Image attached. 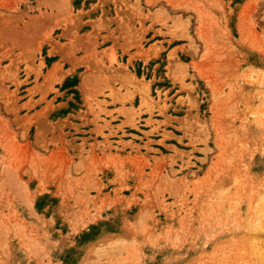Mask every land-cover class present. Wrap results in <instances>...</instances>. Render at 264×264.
<instances>
[{"label":"rangeland","instance_id":"374dc122","mask_svg":"<svg viewBox=\"0 0 264 264\" xmlns=\"http://www.w3.org/2000/svg\"><path fill=\"white\" fill-rule=\"evenodd\" d=\"M132 1L105 2L119 12L120 4L142 11V1L154 0ZM165 1L201 10L197 19L188 12L162 23L171 37H185L170 44H185L178 55L151 60L156 51L140 45L141 53L113 56L106 67L64 52L63 70L48 53L62 54L58 40L76 38L67 31H79V14L58 5L51 9L61 18L50 23L46 0H0V264H117L128 254L127 264H264V0H210L205 25L195 0ZM57 89L68 105L37 112ZM107 100L118 105L116 117ZM82 105H94L93 122L109 128L97 133L101 157L60 119L74 110L79 118ZM167 130L183 131L189 145L178 144L192 151L165 155ZM138 158V172L123 168ZM110 164L119 181L103 182ZM189 169L190 179L175 175ZM36 177L40 191L45 178L65 180L67 196L35 197Z\"/></svg>","mask_w":264,"mask_h":264},{"label":"crops","instance_id":"0c3cea01","mask_svg":"<svg viewBox=\"0 0 264 264\" xmlns=\"http://www.w3.org/2000/svg\"><path fill=\"white\" fill-rule=\"evenodd\" d=\"M47 3L51 6L49 9H46V13L49 15L50 19H48V22L58 21L61 16L59 13L55 11V6L60 5L61 9L62 6H65V9L67 12H72L73 15L79 14V16H76L75 21L78 23L80 22L79 31L77 33L71 32V28L68 29L67 33L70 36H76L75 39L69 40L67 37H64V39H59L58 43L62 45L60 49L63 50V53L61 54L58 51L53 52L52 54L48 53V56L51 55H58L57 61H55L53 64L62 65V69L66 70L67 66L66 63L68 61H65L62 57L64 52L74 54V57H82L85 60V63L87 64H97V65H104L106 67H109L110 63L114 65L113 56L117 60H119V57L121 55H130V54H136L141 53L142 50L139 49L140 45L143 46V49H154L156 51V55L151 58V60H154L162 55L163 52H167V60L170 54L173 52H176L178 55L179 52H182L183 49L186 48L184 43H177L174 46H170V44L176 42V40L185 39V37H171L167 31L163 28L164 26L162 23L171 22L173 18H176L178 16L184 17L188 12H191L192 16H194L195 19L199 18L201 10H195L194 7L191 5L192 10H183L179 9L177 6L168 5L165 0H154L152 3H146L145 1H142L141 7L142 11L138 8V6L134 4H120L118 6L117 12L114 8V6L111 5L109 2H105L106 0H71L70 3H63V0H46ZM113 1V0H110ZM131 3H134L132 0H130ZM195 3L197 7L204 9V15L201 18L202 24H207L208 21H210V15L207 14L208 11H210V0H195ZM72 10V11H71ZM62 11V10H61ZM62 12H60L61 14ZM169 17V18H168ZM143 19L144 24L141 25V20ZM203 25V26H204ZM84 28V29H83ZM55 30V27H53ZM70 36V37H71ZM71 37V38H72ZM198 39V38H197ZM200 40V39H198ZM47 45V43L43 44ZM203 48L204 45L202 44ZM146 51V50H145ZM143 52V54L145 53ZM45 63V58H43ZM140 60L138 58H134L132 60V63ZM82 64H79V66ZM77 66H72V70H75ZM85 69L87 66H83ZM71 72V71H70ZM69 72V73H70ZM56 83L53 85V88H55ZM117 86V85H116ZM47 87V83H46ZM49 87V86H48ZM56 89V88H55ZM58 94L52 95L50 91L47 96L45 97V100H42L40 103V107L37 110L44 111V109L50 105H52L51 110L48 109L47 114L48 116L50 113H52L55 110L61 109L66 107L68 104L66 101L59 102V95H61V92L59 89ZM54 95V97H53ZM39 96V95H38ZM35 97L33 99L39 100V98ZM53 97V98H52ZM109 105L105 107L107 111H111V118L117 116L116 109L118 108V105H115L110 100H107ZM94 108V111H96L95 106H92ZM50 108V107H49ZM89 111L87 106L82 105V108H80V117L76 118V113L78 111L74 110L72 112H68L66 115H61L60 119L66 120L71 123L77 125V130L75 132L77 133H83L82 135H78L75 138L79 139L80 141L84 140V148L87 150V148L90 147V145L95 144L94 147V153H96L97 157H101V152L97 150V148H100V146H97L96 143L102 142L97 133L101 130L103 133H106L109 128L105 126L103 121H96V124L94 121V114ZM94 112V113H95ZM107 115V114H106ZM103 115L99 114L100 120ZM72 117L78 119L75 120ZM110 117L106 116L104 117L106 122H109L110 124H113V120ZM70 128V127H69ZM103 128V129H102ZM113 131H116L114 128ZM168 132L170 130H167ZM172 134L168 136L167 138H162L163 140V146L166 148L167 153L165 155H178V150L181 152H190L191 147L181 148L179 144L189 145L187 139V136L183 135L182 133H174L173 131H170ZM69 133H74V128H70ZM119 134V133H118ZM174 140V141H172ZM82 143V142H81ZM179 143V144H178ZM151 147V145H150ZM102 149V148H101ZM131 149L126 148L125 152H129ZM136 150L130 151L131 154L135 153ZM115 152L110 151V154H114ZM140 155H146V158L149 162V164H153V157L151 154L144 152L142 149L139 150ZM124 153H120L122 156ZM139 155V156H140ZM181 155V160L176 159L175 164L178 166L185 165L186 162V155L179 153ZM190 154H188L189 156ZM200 158H203L200 156ZM108 161H111L113 158H111L110 155L106 157ZM193 161V160H192ZM89 163L90 168L92 169V166H95L97 162L93 160L91 155L89 156L88 160L86 161ZM181 162V164H180ZM144 162H141L140 158H138L133 163H126L124 165V169L129 171L130 173L138 172V166L142 165ZM194 163V162H193ZM100 166L98 164L96 167ZM150 167V166H149ZM103 169V167H102ZM107 170L108 172H111L110 176L105 177L104 175L101 177L103 179V182L106 181H119L118 175L113 170L112 164L107 167V169H103L104 171ZM147 168H144V172H148ZM194 170L189 169L186 171H183L182 173L175 174L177 178L185 177V180L190 179L192 177V172ZM49 173V172H48ZM137 175V174H136ZM128 178L133 179L131 176H128ZM37 182L32 188L35 192V197L40 195L41 193H44V191H51L53 194H56L57 191L59 192V196L63 199L67 196L68 192L65 189L66 182L63 180L62 182H55V181H49L48 178H45V182L47 185L45 186V189L40 191L38 187L41 184V181L39 178H37ZM132 181H137V177H134ZM52 182V183H51ZM127 185L130 184V181H126ZM118 184H114V187L112 188L114 191ZM53 186V189H50V187ZM37 189L40 191L38 192ZM103 193V192H102ZM112 196V191L109 192ZM32 195V196H30ZM121 195L126 197V194H124V191H121ZM120 196V195H118ZM30 201H33L34 195L33 193L29 194ZM30 215L34 216L37 221L41 222L44 219H47L44 217L43 214H36L35 211H29ZM39 216H43V218H39ZM53 219V218H52ZM48 220V219H47ZM50 223V222H49ZM48 223V224H49ZM36 226L38 228V223H36ZM130 254H128L129 256ZM126 256V259L127 257ZM132 259V258H131ZM128 262L125 261V263L118 262L117 264H127ZM50 264H57L53 261ZM58 264H61L58 263Z\"/></svg>","mask_w":264,"mask_h":264},{"label":"bare ground","instance_id":"6f19581e","mask_svg":"<svg viewBox=\"0 0 264 264\" xmlns=\"http://www.w3.org/2000/svg\"><path fill=\"white\" fill-rule=\"evenodd\" d=\"M146 54H149L148 53V51H145V53H144V55H146ZM259 75H260V78H262V77H264V70H259ZM42 115H44V114H42ZM43 119V118H42ZM208 220H212V218H210V217H208ZM185 222V221H184ZM183 222V223H184ZM131 256L129 255L128 257H127V259H126V262H129L130 260H131ZM139 264V263H138Z\"/></svg>","mask_w":264,"mask_h":264}]
</instances>
